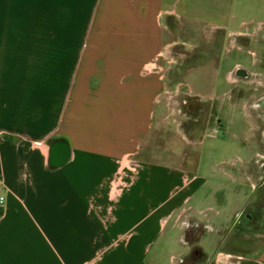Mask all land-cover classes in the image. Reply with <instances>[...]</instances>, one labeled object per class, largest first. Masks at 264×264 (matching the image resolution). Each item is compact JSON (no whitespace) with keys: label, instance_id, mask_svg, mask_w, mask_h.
Segmentation results:
<instances>
[{"label":"crops","instance_id":"obj_1","mask_svg":"<svg viewBox=\"0 0 264 264\" xmlns=\"http://www.w3.org/2000/svg\"><path fill=\"white\" fill-rule=\"evenodd\" d=\"M176 1L0 0V264H264V241L225 249L208 214L234 221L244 204L210 203L247 192L208 187L197 154L175 146L195 141L166 129ZM248 139L257 156L222 163L260 180L262 144ZM207 232L222 233L209 252Z\"/></svg>","mask_w":264,"mask_h":264},{"label":"rangeland","instance_id":"obj_2","mask_svg":"<svg viewBox=\"0 0 264 264\" xmlns=\"http://www.w3.org/2000/svg\"><path fill=\"white\" fill-rule=\"evenodd\" d=\"M175 7L182 13V17L169 37L176 43L166 51V67L170 66L168 71L175 76L167 80L163 98L166 102V129L180 130L195 141L191 146H186L183 141L181 144L176 142L175 146L191 149L197 154L198 173L208 177V187L215 190L224 185L235 186L244 190V193L247 192L239 199H233L232 196L229 199L219 194L210 203L212 206L222 203L228 208L244 204L245 207L234 216V221L232 213L226 209L219 214L208 212L215 219V223L229 230L222 247L233 251H246L256 240L264 241V185L258 186L261 182L264 183V158L258 162L260 180L247 179V174L252 170L247 168L250 167L247 164L244 169H240L238 163H222L235 161L237 156H242L243 159L257 156L259 152L258 144L246 137L251 121L245 117L236 102H230V97L226 94L236 87L226 80V75L237 65L250 72L264 71V1L177 0ZM44 50L36 48V55H44ZM192 65L195 67L188 71ZM189 89L214 106L219 122L213 118L208 123L200 122L196 125L190 106ZM169 131L165 132L166 136ZM173 135L174 140L178 141L180 136ZM200 139L201 142H197ZM263 150L264 148L261 150L262 154ZM222 168L240 177L236 176L233 180L222 173ZM231 198L234 201L229 204L228 200L231 202ZM189 228L193 230L192 227ZM219 234L222 237V233L204 234L202 243L208 252L213 250L215 238ZM197 235L199 234L196 231L194 235L190 234V240H195ZM193 247L191 244V251ZM160 262L172 264V259L162 255Z\"/></svg>","mask_w":264,"mask_h":264},{"label":"flooded vegetation","instance_id":"obj_3","mask_svg":"<svg viewBox=\"0 0 264 264\" xmlns=\"http://www.w3.org/2000/svg\"><path fill=\"white\" fill-rule=\"evenodd\" d=\"M263 64V63H262ZM226 80L235 84L236 87L230 89L226 93L230 97V102H236L241 108L243 114L251 121L250 127L247 130L246 137L250 132L255 134L264 148V71L250 72L245 67L237 65L233 71H229L226 75ZM242 83L243 85L239 84ZM234 90L236 92L234 93ZM224 94V95H226ZM194 96L192 102V116L196 121V125L200 122L208 123L211 119L216 118L214 106L208 101L203 100L197 95ZM204 104H200V103ZM220 120L216 118V122ZM198 122V123H197ZM209 125V124H208ZM253 129V131H252ZM261 149V150H262ZM264 152V150H263ZM264 158V153H263ZM262 182L258 185L263 186Z\"/></svg>","mask_w":264,"mask_h":264},{"label":"trees","instance_id":"obj_4","mask_svg":"<svg viewBox=\"0 0 264 264\" xmlns=\"http://www.w3.org/2000/svg\"><path fill=\"white\" fill-rule=\"evenodd\" d=\"M193 99H194V96L191 95V98H190V106H191V108H192ZM200 104H204V103L201 102ZM192 233L194 235L193 230L188 228V231L186 232V242L189 243V244H193L194 247L192 248V251L190 252V254L187 257V262L198 261V260H200L201 258L204 257V253L201 251L200 247L195 245V242L197 241V238H198L199 235H197V237L192 236V238L195 237L194 238L195 240H190L191 238H190L189 235L192 234ZM192 241H195V242L192 243ZM183 262H185V261L183 260Z\"/></svg>","mask_w":264,"mask_h":264},{"label":"built area","instance_id":"obj_5","mask_svg":"<svg viewBox=\"0 0 264 264\" xmlns=\"http://www.w3.org/2000/svg\"><path fill=\"white\" fill-rule=\"evenodd\" d=\"M34 145H35L36 147H40V146H41L40 143H35ZM3 200H4V197H3V196H0V203H2Z\"/></svg>","mask_w":264,"mask_h":264},{"label":"water","instance_id":"obj_6","mask_svg":"<svg viewBox=\"0 0 264 264\" xmlns=\"http://www.w3.org/2000/svg\"><path fill=\"white\" fill-rule=\"evenodd\" d=\"M52 150H53V149H52ZM58 156H59L60 159H62L63 154H62V153H58Z\"/></svg>","mask_w":264,"mask_h":264}]
</instances>
